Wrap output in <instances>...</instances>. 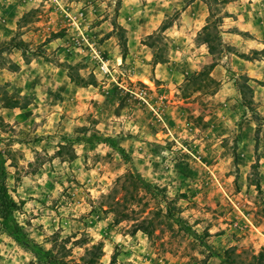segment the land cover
Instances as JSON below:
<instances>
[{"label":"rangeland","instance_id":"374dc122","mask_svg":"<svg viewBox=\"0 0 264 264\" xmlns=\"http://www.w3.org/2000/svg\"><path fill=\"white\" fill-rule=\"evenodd\" d=\"M192 1L0 0V264H264V21Z\"/></svg>","mask_w":264,"mask_h":264},{"label":"crops","instance_id":"0c3cea01","mask_svg":"<svg viewBox=\"0 0 264 264\" xmlns=\"http://www.w3.org/2000/svg\"><path fill=\"white\" fill-rule=\"evenodd\" d=\"M255 3L258 7L257 9H259V12H258L259 15H261V17H259V18L261 21H264V3H262L261 0H256ZM183 13L188 14L189 17L191 16L192 19L189 18L190 22L194 21V22H197L199 24L201 23V21H204L205 24H207L206 20L210 15L208 4H204L203 2H200L198 0H194V1L190 2L188 4V6L185 7ZM255 17H256V20L259 19L256 16V14H255ZM172 28H175V26H172ZM262 33H264V30L256 29V36H253L252 39L249 36H245V35L239 36V38L241 40L240 41L241 44H238L237 47L239 49H243V48L245 49L248 46L249 49L255 50L250 44H253L256 41V49L259 48V45H261V40L263 38ZM225 34H231V33H225ZM232 35H235V34H232ZM236 35H238V34H236ZM242 37H245V38L243 39ZM262 46H264V45H262ZM262 48H264V47H262ZM244 51H239V52L244 53ZM238 55L241 56L239 53H238ZM260 63L264 64V61L259 62L256 59L252 60V62L237 60V61H233L231 64L236 65V67H234V66L232 67V70L236 71L237 74L242 75L244 73H249V74H247L248 76H253V77L255 76L256 77V75H259V73H262L261 74L262 76L264 75V67L258 66V64H260ZM223 83H225V82L222 81V83H221L222 85H230V82H228L226 84H223ZM259 85H264V82L263 83L261 82V84H259Z\"/></svg>","mask_w":264,"mask_h":264},{"label":"trees","instance_id":"16d2710c","mask_svg":"<svg viewBox=\"0 0 264 264\" xmlns=\"http://www.w3.org/2000/svg\"><path fill=\"white\" fill-rule=\"evenodd\" d=\"M207 25H208V23L202 28V31L203 30H206L207 29ZM207 40H208V34H206V37L204 38V40H203V44H206L207 46H208V48H209V43L207 42ZM208 51H209V53H211V51H210V49H208ZM244 79V78H243ZM100 141L101 142H103V143H105V144H108L110 147H112V148H115V149H117L118 150V152L119 153H122V154H124L123 153V150L120 148V147H117L116 146V142L114 141V139L113 138H111V137H107V138H102V139H100ZM125 156V155H124ZM126 158H128L127 156H126ZM11 235H12V233H10ZM19 242V241H18ZM23 242H25V241H22V243ZM22 243H20V244H22ZM113 262V259L111 260V263Z\"/></svg>","mask_w":264,"mask_h":264},{"label":"built area","instance_id":"2783aa9c","mask_svg":"<svg viewBox=\"0 0 264 264\" xmlns=\"http://www.w3.org/2000/svg\"><path fill=\"white\" fill-rule=\"evenodd\" d=\"M100 66H99V69L103 72V73H106L108 70L106 69V66L104 65L103 61H100ZM134 94V97L139 99V100H142L145 93L143 91H138V92H132ZM130 247L133 248L134 247V243L131 242L130 243ZM150 264V263H148ZM152 264H163L162 262V259L161 258H156V261L155 263H152Z\"/></svg>","mask_w":264,"mask_h":264}]
</instances>
